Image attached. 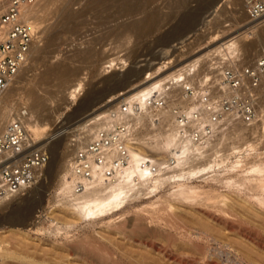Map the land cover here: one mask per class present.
Returning <instances> with one entry per match:
<instances>
[{
  "label": "rangeland",
  "instance_id": "rangeland-1",
  "mask_svg": "<svg viewBox=\"0 0 264 264\" xmlns=\"http://www.w3.org/2000/svg\"><path fill=\"white\" fill-rule=\"evenodd\" d=\"M161 1L166 2L168 0ZM169 1L168 5L166 4L167 7L164 6L161 9V17L158 21L153 22L148 18L133 32L119 36L102 35L103 39L99 38L101 34L107 31L108 27L110 28L115 24L112 21L114 13L106 5L107 0L39 1L38 11L40 16L35 26L32 25L34 31L38 34L39 42L36 46L38 55L32 57L28 66L22 71L23 73L21 72V82H17L18 84L15 85L17 90H14L15 92L11 95L9 104H12L13 100L20 96L25 98L29 104V93L42 83L45 73L49 69H53V66H58L66 56L68 59L75 57L73 55H77L81 51L84 52L87 48H90L92 56L89 59L82 56L73 58L75 68L78 69L77 75L80 78L78 80H81V83L84 81L82 84L85 85L84 88L76 90L77 95L72 93L75 98L69 110H60L54 122L50 123L51 125L41 122L37 115L32 116L31 126H36V124L40 126L44 123V126L41 125L40 129L39 126L37 127L38 131H42L46 135L51 129L58 137L50 142V146H48L49 163L40 172L37 181L40 190L36 195L35 202L33 201L32 205L29 203L31 206L26 203L29 215L27 213V220H25L24 226H21L32 238L37 239V245L26 246L17 243L15 249L17 252H22L27 258L22 261L18 259L7 260L5 264H31V260L35 262L34 264H127L129 263V261H126L127 258L133 260L135 264H166L165 260H161L158 254L153 253L154 251L145 249L139 244L138 233L133 232V235L126 237L125 233H117L113 228L106 229L108 222L112 227L122 225L127 227L129 222L135 218L142 219L143 225L148 231L157 232L154 238L148 239V242L153 241L158 252L171 251L178 257L188 260L190 264H264V206L258 204L259 202L255 201L254 198L261 197L262 193L238 185L248 173L246 167L242 171L238 170V172L224 170L237 160L235 155L230 161L226 162L227 166L225 168L214 169L218 177H212L213 173H210L187 183L190 186L203 189L210 196L220 194L228 197L225 201L226 207L221 204H209L207 201L188 203L172 199L169 194L176 189L177 183L165 182L155 193L149 195L148 191H144L139 196L128 200L121 211L115 212L111 216L90 220L74 219V223L67 222V225L63 224L66 221L60 217L62 215L61 209L70 199L69 193L67 194L68 199L66 197L64 199L63 196L65 195L60 192L61 175L66 173L67 160L72 151L75 150V146L76 148L77 145L80 146L88 137L85 136V133L82 134V130L78 131L79 126L87 121V118L91 115L99 114L118 102L113 101L108 104L111 95L115 94L111 93V84L122 80L124 76L126 78L128 75H125V73L129 74L138 58L144 56V54L147 55L155 47V44L164 47L168 41H174L173 39H175L177 48L174 55H177V60H182L183 65H186L190 59H196L208 50L218 46V44L212 43L210 37L206 40L203 39L208 30L211 32L215 29L216 22H219V26H222L217 30H225L226 33V38L222 42L237 37L244 32V29L240 28L251 22L247 20L243 9H240L241 11L236 14L231 13L230 8L233 7L234 2L240 1L241 4V0ZM180 4H183L184 8H182V5L179 6ZM101 5L102 8H100ZM118 11H115V13ZM70 16H73L72 20ZM232 16L235 17L236 22L229 19ZM125 20L126 18L119 19L118 22ZM234 45L238 51L244 54L242 55L244 61L254 59L240 47V49L237 48L236 43ZM253 46L254 52L252 51L251 54L256 53L260 56L264 52V37H259L257 43L254 41ZM174 55L171 59H175ZM189 57L190 59H188ZM81 61L84 63H81ZM199 67L202 71L206 68L204 64ZM72 72L73 70L69 71V75ZM120 73L123 75H120ZM146 73L140 74L139 79H144ZM128 80L126 79L122 84L127 86ZM132 81L130 85L137 80ZM53 87L51 90L55 92L57 87L56 85ZM67 93L65 91V94ZM56 94L55 98H61L64 95L60 92ZM90 97L94 100L91 105L88 101ZM81 104H84V107L79 110ZM106 104L108 105L105 108H101ZM61 108H64V105ZM94 111L96 113L92 114ZM45 125H49V128ZM163 125L161 132L167 131L166 125ZM227 126L225 125L226 128ZM44 127L47 130H44ZM234 128H239V126ZM220 139L221 135L217 137L214 144L217 141L218 146L216 149H222L224 153V148L229 142L219 144ZM262 147L259 150L260 155L242 152V162L246 166L263 162L264 154L262 153H264V148ZM152 153L155 154H152L154 155L152 158H155V156L160 158V156H157L158 152L153 151ZM29 195L30 190L26 191L25 196ZM158 199L165 205H172L171 216L176 223L184 224L189 229L194 230L193 234L190 235V241L179 238L180 233L170 227L167 214L152 209V202ZM64 201L65 203H63ZM234 201L241 202L237 205ZM20 206L21 203L16 204L13 202H10V204L6 202V205L5 203L2 204L0 206V223L2 224L8 219L14 218L21 209ZM26 207L24 205L25 213L28 211ZM17 208L18 210L15 211ZM8 213L12 215L7 216ZM36 213L44 214L39 221L35 218ZM125 217L127 218L126 221H122ZM55 219H58L57 223H55ZM13 221L16 222V220ZM18 224L20 223L6 226L17 227ZM197 230L206 232L211 238L195 239V231ZM168 236L172 237L171 241H167ZM6 241L9 244L17 242L13 235L9 233L6 234ZM142 258H149V260H143Z\"/></svg>",
  "mask_w": 264,
  "mask_h": 264
},
{
  "label": "bare ground",
  "instance_id": "bare-ground-1",
  "mask_svg": "<svg viewBox=\"0 0 264 264\" xmlns=\"http://www.w3.org/2000/svg\"><path fill=\"white\" fill-rule=\"evenodd\" d=\"M39 1L46 2L47 0H37L36 4L30 7L26 14L27 16L26 21L28 22L30 28L33 31H34L33 26H35V23L38 17L40 16V12L38 11ZM226 1H230V0H226ZM169 2H170L169 0L166 2L161 1V0L160 1L159 0H107L106 5L109 8H111L112 12L114 13L112 17V21L115 24L112 25V27L110 28L108 27V30L102 33L101 37L99 38H102L103 37L102 35L119 36V35H124L128 32H133L137 30L141 26V24H143L148 18L153 22L158 21V19H160L161 17L160 16L161 9L164 6L167 7L166 4ZM176 4L177 2L175 3V5ZM181 5L183 6V4H180L179 6ZM100 8H102V5ZM169 8L171 7L169 6ZM182 8H184V6ZM230 9L232 11L231 13H234V14L238 13V11H241L240 9H243L242 0H241V4H240V1L234 2L233 7H231ZM115 11H118V12L115 13ZM123 18H126V20L123 22H118L119 19H123ZM70 19L72 20L73 16H70ZM229 19L232 20L233 22L237 21L235 20V17L233 16L230 17ZM248 21H251V22H248L247 24H245L243 27L240 28V29H244V32L240 33L237 37L231 40H228L226 42H222L224 41V38H226V33L224 32L225 30L224 31L217 30V28L222 27V26H219V22H216V27L211 32L209 30H208L209 32L207 31V34L206 36H204L203 39L206 40L207 38L210 37L212 38V41H213L212 43L218 44V46L215 47L214 49L208 50L206 53H204V55H201L196 59L192 60L190 59V57L188 58L190 60L188 64L186 65H192L193 67L197 68L196 75L192 78L195 82L201 85L204 81V78L208 76L209 79H211L213 82L218 83L219 82L218 71L213 69L215 66L227 64L226 62H230L231 60H235L237 58L239 59L240 62L246 63V61H244L243 59L244 57H242V55L244 54H242L240 51H238L235 48L234 43L237 44V48L240 47L243 51H245L247 55L250 54L252 58H256L259 56L256 53H253V54L251 53L252 51L254 52L253 42L256 41L257 43V39L259 37L261 36L264 37V15L255 20H248ZM36 37H37V42L33 43L31 46V53H30L31 57L28 63L26 64V66L24 67V69L30 63V60L32 59V57L38 55L37 54L38 48L36 47L37 43L39 42L38 34L36 35ZM173 40L174 41L172 40L168 41L166 45L164 44L165 45L164 47H159L161 45L155 44V47H153V49H151V51L147 55L144 54V56H140L138 58L131 72L129 71L130 72L129 74L125 73V75H128V76L126 78L124 76L123 78L124 80L122 79L123 81L118 80L116 81L115 84L112 83L110 86L112 87L111 93H115V94L111 95V99H109L108 104L113 101L120 102L124 100L126 97H128L129 95L137 94L139 92L144 91L152 84H160L161 82L163 83L173 78L180 77L181 69L186 65H183L182 60H177L178 56L174 55V52L176 51V48H177V43H176L177 41H175V39ZM80 53L77 55L75 54L73 56L75 57L82 56L85 59H89L92 56V52L90 48H87V50L82 52V54ZM173 55L175 56V59H171ZM66 57L61 61V63L58 66H53V69H49V71L45 73L44 80L42 81V83H40V85L37 86L36 89H33V91L29 93V99H30L29 108L31 110L32 116L37 115L38 118L41 120V122H44L46 124L53 123L55 120V117H57V114L60 110L68 111L69 107L72 105L74 98H75V96L72 95V93H75V92L77 93L76 90H79L82 87L84 88V85H85V84L84 85L82 84L84 81H82L81 83V80H78L80 79L79 75H77L78 69L75 68V65L73 63V58L75 59V57L69 58L70 60L68 59V57L67 58ZM81 63H84V62L81 61ZM215 63H217V65H214ZM201 64H204L206 66V68L203 69L204 71H202V69L199 67ZM163 65L165 66L163 67ZM71 70H73V72L69 75V71ZM148 71H150L149 76L151 77L147 79H142V80L139 79L140 74L148 72ZM121 74L122 73H120V75ZM20 79H22L21 73L17 76V78L12 83V85L9 87V89L5 91L3 94H0V103H1L0 131L3 129L4 125L9 120V117H11L10 113L13 111V104L11 103L9 104V102L11 101V95L15 92L14 90H17L15 85L18 84L17 82H21ZM126 79L127 80L129 79L128 80L129 86L128 85L124 86L122 84ZM132 80H137V81L134 84L130 85V82H133ZM54 85H56L57 87L55 90L56 93L58 92L64 93V95L61 94L63 96L60 95L61 98H57V97L55 98L57 94L51 90V88ZM65 91H67L68 93L65 94ZM76 93L75 95H77ZM66 96H68L69 98L67 99ZM88 101H89V104L91 105V103H93L94 100L90 97ZM88 101L86 102L87 104H88ZM108 104L103 105L101 108H105ZM62 105H64V108H61ZM83 107H84V104H81L79 105L78 109L82 110ZM106 110L100 113H103ZM47 111L49 112L47 113ZM94 113H96V111L92 112V114ZM166 117L168 116L166 115L163 121H166L167 119ZM85 122H83L79 126L80 128L78 129V131L82 130L83 131V132L81 131L82 134L85 133L86 134L85 136L87 137L90 133V128L85 127ZM134 123L137 124V129L142 128V127H145V128L147 127L145 118L142 116L134 119ZM43 124L41 125L44 126ZM41 125L39 126L36 124V126L35 125L31 126L30 122L28 124L29 132L31 133L33 138L38 142H42L45 136L47 135V134L45 135V133L42 131H38ZM165 125L167 128V131L165 132H161V129L164 127V125L162 124L160 126L161 128L160 127L153 128V129L148 128L146 129V131H144L145 134L144 132H138L136 134L135 146H133L134 149L131 150V157H132L131 166L118 178L117 181L113 183L107 184L103 181H97L96 183L88 187L85 191H83L82 193H79V194L72 193L73 197L71 198V195H72L71 194V179H70V176L68 173V167H67V169H65L66 170V173H64L65 175H61V179H60L61 181L60 192L63 193V195H65L63 196L64 199L65 197L68 199L69 196H67V194L68 193L70 194V197H69L70 199L67 200L68 202L66 201L68 204L66 203L65 206L63 205L64 207L61 209L62 213L61 212L60 213L62 215L58 214L59 216L61 215L60 217L63 218L62 220L66 221L63 224L67 225V222L74 223L75 222L74 219H80V220L89 219L90 220V219L105 218L107 216H111L113 213L121 211L125 207L128 200L132 199L133 197L139 196L144 191H148L149 195L152 193H155L159 189V187L162 186L165 182H170L171 184L174 182L177 183L176 189L173 190L169 194V197L172 199H177L182 202H188V203H197V202L207 201L209 204H214V205L221 204V205H224V207H226L225 201L228 199V197L222 196L220 194H217L215 196H210L203 189L190 186L187 183L190 180L201 178L210 173H213L212 177H215V178L218 177V174L215 173L214 169L215 168H220V169L225 168L227 166L226 162L230 161L231 158L234 157V155L235 157H237V160L233 164H231L229 168L224 169V170L227 172H238V170L242 171V169L246 167V169L248 170V173L245 176V178L241 179V182L238 185L243 186L245 189L249 188L250 190L252 189L253 191L254 190L261 191L262 196L254 197V198H255V201L259 202L258 204L264 206V160L263 162L252 163L247 166L241 160L242 152H248L251 155L252 154L260 155L259 150L263 146V142H264V133L261 132V126L256 124L250 127V126L243 124L239 120H229L225 123V125H228L227 128L224 125L223 127L225 128L222 127L215 134L213 141L210 142L207 148L205 150H202L201 148L197 146L189 145L187 142H178L175 133L172 131V129L169 128V126H167L169 124L165 123ZM237 126H239V128H234ZM37 127L39 129H37ZM46 127L49 128V125ZM46 127H44V130L45 129L47 130ZM220 135H221V139H220L221 143L219 142V144L229 142L227 146L224 148L225 149L224 153L222 152V149H216V147L218 146L217 141H216L217 145L214 144L215 140ZM49 144L50 142L47 144V148L48 146H50ZM78 147L79 145H77V148ZM262 148H264V146ZM75 149H76V146H75ZM153 151L158 152L159 154L158 155L156 154V155L160 156V158H156V156L155 158H152L155 155L154 153H152ZM164 153L166 154V156ZM167 153H168V156H167ZM144 154L151 155L150 161L158 165L159 169L155 174H151L148 171L147 166L144 164H141V159L145 157ZM171 158H172V164L170 163L167 164V162ZM28 190H30L29 196H25L26 192L19 193L11 197H8L7 199L0 202V206L4 203L6 205V202L9 204L10 202H13L16 204L21 203V206H20L21 209L19 210V212L17 211L18 213H16L14 218H11V220L7 218L8 220L6 222L2 224L0 223V264H5L7 260H11V259H18L22 261L27 258L26 256H24L22 252H17V250L15 249V246L17 243L18 244L21 243L26 246L37 245V239L32 238L28 233L24 231L25 228L21 227L23 224H25V220H27L26 217L29 215L28 213L29 210L27 208L29 203L30 204L33 203V201L36 198V195L38 194V191L40 190L39 185L36 183L34 186H32ZM239 202L241 201H234V203L237 205H239ZM26 203L28 205H26ZM63 203H65V201ZM24 205L25 207L27 206L26 209L28 211L26 210L27 211L26 213H25ZM151 207L154 210H157L161 213L168 215L167 221L170 224V227L172 229L179 231L178 232L180 233L179 238L185 239L187 241L191 240L190 235L193 234L194 230L189 229L184 224L176 223V221L171 216V211L173 209L172 205H169V204L165 205L160 199H158L152 202ZM16 210H18V208L15 209V211ZM8 214L9 215L7 216L12 215L10 213ZM43 215L44 214H42V216ZM126 219L127 218L125 217L122 219V221H126ZM13 220H16V222ZM57 220L55 223H57ZM15 223L16 224L20 223V224H18L17 227L16 226L15 227L6 226V225H14ZM108 228L109 229L113 228V230L116 231L117 233H121V232L123 234L125 233L124 235H126V237H129L133 232L138 233L139 235H137V237L140 238L139 244L143 246L145 249H150L154 251L153 253H156V255L158 254L159 258L161 260H165L166 264L168 263L190 264L188 260L178 257L171 251L164 250L163 252H158L156 250L155 243L153 241L148 242V239L154 238L157 232L148 231L147 228H145V226L143 225L142 219L140 218H135L131 220L127 227L125 225L112 227L110 226V223L108 222V226L106 227V229ZM7 233L13 235V237L16 239L17 242L15 244L7 243L6 241ZM171 235L173 234L171 233ZM170 236L167 237V241L172 240V237ZM204 237L206 239L211 238L207 235L206 232L202 230L195 231V239L199 240V238L203 239ZM208 240L210 241V239ZM142 259L149 260V258H142ZM126 261H129V263L127 264H135V262H133V260H130V258H127ZM30 263L34 264L35 262L31 260ZM140 264H145V263H140Z\"/></svg>",
  "mask_w": 264,
  "mask_h": 264
},
{
  "label": "built area",
  "instance_id": "built-area-1",
  "mask_svg": "<svg viewBox=\"0 0 264 264\" xmlns=\"http://www.w3.org/2000/svg\"><path fill=\"white\" fill-rule=\"evenodd\" d=\"M36 2L0 0V94L22 72L31 57L32 44L37 42L36 32L26 21L28 9ZM242 3L247 20L264 15V0ZM226 63L214 64L218 83L207 76L199 85L192 79L197 68L186 65L180 77L152 84L87 118L88 138L67 160L71 193H82L97 181H117L131 166L136 134L148 128L169 124L178 142L202 150L229 120H239L250 127L258 124L264 133V53L246 63L238 58ZM149 75L150 71L144 79ZM12 104L11 117L0 131V202L37 183L40 172L49 163L47 144L56 139L50 129L42 142L36 141L28 129L32 114L27 100L20 96ZM141 116L147 127L137 129L134 119ZM144 156L141 164L155 174L158 165L150 161L151 155ZM168 163L172 164V158ZM35 218L39 221L42 213H36Z\"/></svg>",
  "mask_w": 264,
  "mask_h": 264
}]
</instances>
